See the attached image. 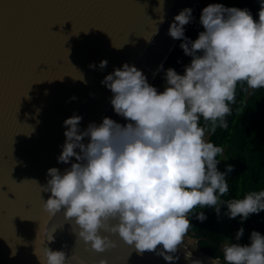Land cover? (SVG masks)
<instances>
[{"label":"clouds","instance_id":"9594fccd","mask_svg":"<svg viewBox=\"0 0 264 264\" xmlns=\"http://www.w3.org/2000/svg\"><path fill=\"white\" fill-rule=\"evenodd\" d=\"M259 4L254 16L247 7L208 3L199 17L203 30L195 39L184 28L194 18L193 10L182 8L168 29L191 57L182 73L161 63L160 90L142 69L125 61L101 81L113 93L110 102L125 123L106 115L81 129V114L64 119L65 140L57 160L69 166L62 171L49 167L47 183L39 184L50 193L43 199L49 220L58 213L62 219L42 231L51 242L68 224L76 245L90 255L80 258L76 247L69 254L44 246L42 256L35 249L41 264H110L108 256L97 254L110 252L118 241L128 246V257L147 250L174 262L183 250L188 264H205L193 256L198 247L188 235L193 215L203 221L205 207L219 215L226 206L229 218L245 220L264 210V188L224 198L234 165L218 167L224 147L209 139L217 127H228L238 82L264 88V0ZM106 65V58L99 62L101 69ZM243 233L241 226L234 239L225 237V264H264V233L252 229L242 243ZM209 264L221 261L212 257Z\"/></svg>","mask_w":264,"mask_h":264},{"label":"water","instance_id":"95a60500","mask_svg":"<svg viewBox=\"0 0 264 264\" xmlns=\"http://www.w3.org/2000/svg\"><path fill=\"white\" fill-rule=\"evenodd\" d=\"M197 2L0 0V264H41L35 249L42 256L44 246L69 254L76 247L80 258L89 257L68 224L51 242L42 231L62 219L58 213L49 220L43 199L50 193L40 185L47 183L49 167L69 166L57 160L65 140L63 121L75 112L82 115L81 129L106 115L125 123L113 109V93L101 83L103 77L127 61L162 90L164 70L157 69L178 40L169 35V25L182 8L194 10ZM128 252L118 241L97 258L125 264ZM179 256L169 262L155 251H132L127 264H188L183 250ZM193 256L205 264L212 258L199 246Z\"/></svg>","mask_w":264,"mask_h":264},{"label":"trees","instance_id":"16d2710c","mask_svg":"<svg viewBox=\"0 0 264 264\" xmlns=\"http://www.w3.org/2000/svg\"><path fill=\"white\" fill-rule=\"evenodd\" d=\"M211 2H221L225 5H235L249 8L254 16H258L259 0H198L192 12L193 19L187 23L185 35L195 39L199 31L203 30L199 17L202 8ZM181 40L177 43L164 62V69L170 64L178 72L184 71V65L191 57L186 55L180 47ZM161 71V70H160ZM232 112L226 117L228 127H217L209 136L214 143L224 147L222 156H218V167L225 170L227 164L234 165L227 180L229 192L225 199L242 196L249 190L264 188V88L250 89L244 82H238L236 87L235 103L231 105ZM203 123V118H201ZM223 157H228L223 160ZM226 206L221 207L218 215L211 207L202 209L207 217L200 221L192 216V226L188 234L197 238L199 248L211 255L223 260L221 245L225 237L235 238L238 228L243 226L244 233L240 238L242 243L248 242L252 229L264 233V210L252 213L247 219L241 220L239 216L229 218L225 215ZM196 210H200L199 207Z\"/></svg>","mask_w":264,"mask_h":264},{"label":"rangeland","instance_id":"374dc122","mask_svg":"<svg viewBox=\"0 0 264 264\" xmlns=\"http://www.w3.org/2000/svg\"><path fill=\"white\" fill-rule=\"evenodd\" d=\"M193 243H196V242H193ZM222 245H223V243H222ZM222 245H221V248H222Z\"/></svg>","mask_w":264,"mask_h":264}]
</instances>
